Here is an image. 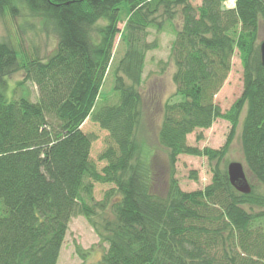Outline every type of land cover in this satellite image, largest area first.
<instances>
[{"label":"trees","instance_id":"1","mask_svg":"<svg viewBox=\"0 0 264 264\" xmlns=\"http://www.w3.org/2000/svg\"><path fill=\"white\" fill-rule=\"evenodd\" d=\"M224 1L0 0V15L15 18L24 10L25 22L27 16L39 19L40 29L56 36L46 59L0 39V264H56L68 222L78 214L108 244L98 264H264V194L251 184L249 193L237 191L218 162L245 108L244 163L264 185V65L256 42L264 0H235L232 8ZM176 16L182 22L171 45L175 92L162 107L156 135L165 151L162 163L136 136V85L145 51L155 44L141 43L140 36ZM116 34L126 43L113 70L117 100L97 104ZM235 48L243 88L221 111L214 95ZM17 71L23 72L21 93L13 97L7 78ZM26 81L37 88L35 100L22 87ZM87 117L108 132L100 169L90 158L93 137L80 129ZM218 117L230 123L220 148L187 143L189 133ZM180 154L216 159L202 189L180 188ZM93 182L113 187L103 201L90 204ZM108 204L112 217L96 223L95 208ZM256 206L261 209L254 211Z\"/></svg>","mask_w":264,"mask_h":264},{"label":"rangeland","instance_id":"2","mask_svg":"<svg viewBox=\"0 0 264 264\" xmlns=\"http://www.w3.org/2000/svg\"><path fill=\"white\" fill-rule=\"evenodd\" d=\"M235 0H225L223 5L230 6ZM201 0H191L193 6H197ZM22 10L20 15L15 18L8 13L0 15V39H8L15 46L27 55L37 54L41 59H46L54 51L56 45V36L52 33L45 34L40 29L41 23L39 19L27 16V22L24 21ZM25 22V23H24ZM181 16H176L172 20H164L162 28L157 29L154 25L145 28L141 34V43L152 44V48L145 51L144 62L140 82L136 85L141 96L140 103V121L136 130V136L141 144L152 154V159L164 162L165 151L157 143V131L162 117V107L172 94L175 92V84L172 80V74L175 70L173 60L171 58V45L175 38V32L181 27ZM28 23L32 24L28 27ZM23 24L26 28H23ZM99 22V25H103ZM124 22L120 21L118 27L123 28ZM264 40V23L260 21L256 42L259 44ZM126 50V43L120 38V34H116L113 45V56L108 72L106 73L103 85L99 90L97 104L113 103L117 100V94L113 90V70L116 63L122 57ZM35 54V55H36ZM243 66L240 53L237 48L231 57V66L229 73L222 84L221 88L214 95L215 103L220 107L221 111H226L236 98L242 92ZM23 78V72L17 71L8 76L7 81L12 93L11 96L17 97L21 93L20 87L17 85ZM22 87L28 92L31 99L37 97V88L35 85L26 81ZM172 99H175L173 97ZM245 115V108L240 113L235 133L231 139L228 149L224 156L218 160L219 166L225 169L231 161L242 163L249 184L254 188L256 194H264V185L259 184L248 171L244 163L240 132L241 125ZM230 123L226 119L216 118L208 128H196L187 135V143L200 149L205 147L218 149L227 137ZM80 129L87 134H91L93 141L91 143L90 158L100 169L105 162L98 159L99 153L108 145V132L101 128L98 123L87 117L80 125ZM216 159H208L204 155H178L175 164V178L180 188L184 191H192L202 189L210 182L211 168L216 165ZM113 187L112 184L93 182L92 200L90 204L103 201L105 192ZM111 201V200H109ZM109 203V202H108ZM245 208H248L245 206ZM260 207H253L254 211L260 210ZM112 213L108 206L105 209L95 208V214L92 219L96 223H101L106 218H111ZM264 226V222L262 223ZM108 244L100 240L94 226L88 219L81 215H74L68 222V227L59 250L56 264H98L101 256L106 251Z\"/></svg>","mask_w":264,"mask_h":264},{"label":"water","instance_id":"3","mask_svg":"<svg viewBox=\"0 0 264 264\" xmlns=\"http://www.w3.org/2000/svg\"><path fill=\"white\" fill-rule=\"evenodd\" d=\"M260 61L264 65V40L259 43ZM227 175L230 184L241 193H249L251 186L247 180L242 163L231 161L227 164Z\"/></svg>","mask_w":264,"mask_h":264}]
</instances>
